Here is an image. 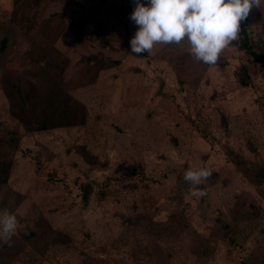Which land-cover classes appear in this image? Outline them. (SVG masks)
<instances>
[{
	"label": "rangeland",
	"instance_id": "obj_1",
	"mask_svg": "<svg viewBox=\"0 0 264 264\" xmlns=\"http://www.w3.org/2000/svg\"><path fill=\"white\" fill-rule=\"evenodd\" d=\"M134 7L0 0V212L19 222L0 264H264V183L227 153L264 165L261 63L235 42L215 66L187 42L137 56ZM242 23L264 52V7ZM17 84L36 101L69 95L85 122L27 130L6 95ZM190 167L213 170L203 197Z\"/></svg>",
	"mask_w": 264,
	"mask_h": 264
},
{
	"label": "clouds",
	"instance_id": "obj_2",
	"mask_svg": "<svg viewBox=\"0 0 264 264\" xmlns=\"http://www.w3.org/2000/svg\"><path fill=\"white\" fill-rule=\"evenodd\" d=\"M264 7V0H135L130 20L138 27L130 40L137 56L150 53L154 46L181 45L187 42L188 53L196 61L215 66L222 53L240 39L241 23L253 8ZM213 170L189 168L183 179L196 198L206 193L198 186L208 182ZM19 222L7 210L0 212V241L11 246Z\"/></svg>",
	"mask_w": 264,
	"mask_h": 264
},
{
	"label": "trees",
	"instance_id": "obj_3",
	"mask_svg": "<svg viewBox=\"0 0 264 264\" xmlns=\"http://www.w3.org/2000/svg\"><path fill=\"white\" fill-rule=\"evenodd\" d=\"M241 30L240 39L235 42L236 45L251 56L254 61L260 62L264 70V52L258 50V45L253 41L246 25L243 23H241ZM98 38L102 43L107 42L100 31L98 32ZM4 48L5 44L1 48L0 42V51ZM32 88L25 89L17 84L6 92L12 114L27 130H46L57 126L81 125L85 122L87 111L79 101L69 95H66L63 101H56L51 97H42L41 100L36 101L31 97ZM10 140L14 142V136H11ZM248 147L257 156L256 147L250 142ZM227 153L241 173L253 184L261 186L264 183V165L257 160H247L232 149H228ZM6 179L7 172L3 170L0 172V184L5 183ZM86 196L84 190L83 198H86Z\"/></svg>",
	"mask_w": 264,
	"mask_h": 264
},
{
	"label": "water",
	"instance_id": "obj_4",
	"mask_svg": "<svg viewBox=\"0 0 264 264\" xmlns=\"http://www.w3.org/2000/svg\"><path fill=\"white\" fill-rule=\"evenodd\" d=\"M5 42H6V37H3V39L1 40V48L4 47Z\"/></svg>",
	"mask_w": 264,
	"mask_h": 264
}]
</instances>
